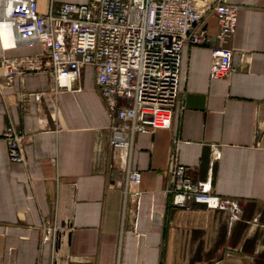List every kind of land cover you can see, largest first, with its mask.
I'll return each instance as SVG.
<instances>
[{"label":"crops","instance_id":"crops-1","mask_svg":"<svg viewBox=\"0 0 264 264\" xmlns=\"http://www.w3.org/2000/svg\"><path fill=\"white\" fill-rule=\"evenodd\" d=\"M229 1L240 5L225 43L235 70L211 78L210 47H185L172 127L136 138L131 163L142 178L125 215L94 67L72 91H53L47 68L10 81L2 59L48 58L40 44L6 46L0 32V264H264V0ZM200 27L218 32L213 11ZM9 123L26 135L23 162L9 157ZM174 151L190 177L238 204L237 217L170 203Z\"/></svg>","mask_w":264,"mask_h":264},{"label":"built area","instance_id":"built-area-1","mask_svg":"<svg viewBox=\"0 0 264 264\" xmlns=\"http://www.w3.org/2000/svg\"><path fill=\"white\" fill-rule=\"evenodd\" d=\"M239 8L229 0H48L41 11L39 0H0L4 44H40L48 58L47 64L40 56L27 63L4 58L2 65L10 81L27 69H49L55 92L77 89L83 69L94 67L111 118L110 144L121 159L125 215L128 199L139 194L136 187L142 178L131 163L136 138L140 132L172 127L175 105L183 93L185 47L209 46L210 77H229L235 70L234 52L225 43L236 30ZM211 11L218 20L215 35L200 27ZM35 97L40 100L42 93ZM3 136L10 159L23 162L26 135L9 123ZM187 169L174 151L167 188L173 206L198 203L238 216L234 200L214 192L211 180L195 181Z\"/></svg>","mask_w":264,"mask_h":264},{"label":"rangeland","instance_id":"rangeland-1","mask_svg":"<svg viewBox=\"0 0 264 264\" xmlns=\"http://www.w3.org/2000/svg\"><path fill=\"white\" fill-rule=\"evenodd\" d=\"M46 0H39V6H41L42 3H45ZM57 2H65V1H68V2H87L88 0H56Z\"/></svg>","mask_w":264,"mask_h":264},{"label":"bare ground","instance_id":"bare-ground-1","mask_svg":"<svg viewBox=\"0 0 264 264\" xmlns=\"http://www.w3.org/2000/svg\"><path fill=\"white\" fill-rule=\"evenodd\" d=\"M45 3H46V1H45Z\"/></svg>","mask_w":264,"mask_h":264}]
</instances>
